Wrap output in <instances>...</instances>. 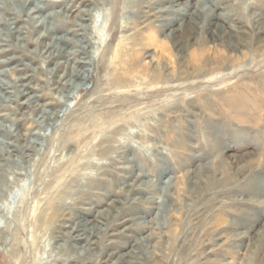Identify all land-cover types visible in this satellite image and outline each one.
<instances>
[{"label":"rangeland","instance_id":"rangeland-1","mask_svg":"<svg viewBox=\"0 0 264 264\" xmlns=\"http://www.w3.org/2000/svg\"><path fill=\"white\" fill-rule=\"evenodd\" d=\"M0 264H264V0L0 8Z\"/></svg>","mask_w":264,"mask_h":264},{"label":"bare ground","instance_id":"bare-ground-1","mask_svg":"<svg viewBox=\"0 0 264 264\" xmlns=\"http://www.w3.org/2000/svg\"><path fill=\"white\" fill-rule=\"evenodd\" d=\"M9 1H11V0H0V4H1L0 8L6 9V6H7ZM17 1H19V0H17Z\"/></svg>","mask_w":264,"mask_h":264}]
</instances>
